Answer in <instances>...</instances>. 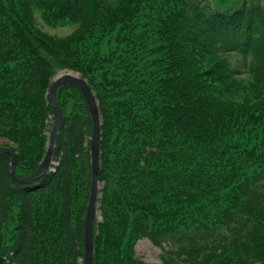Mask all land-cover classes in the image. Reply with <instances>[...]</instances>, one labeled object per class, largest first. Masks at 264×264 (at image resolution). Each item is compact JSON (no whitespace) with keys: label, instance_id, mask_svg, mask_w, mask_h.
I'll use <instances>...</instances> for the list:
<instances>
[{"label":"trees","instance_id":"16d2710c","mask_svg":"<svg viewBox=\"0 0 264 264\" xmlns=\"http://www.w3.org/2000/svg\"><path fill=\"white\" fill-rule=\"evenodd\" d=\"M34 9L76 28L50 35ZM62 70L87 82L101 120L91 264H149L135 255L141 237L161 264H264V5L0 0V137L18 176L46 154ZM55 100L47 173L18 183L0 154V264L83 263L92 123L78 86L60 85Z\"/></svg>","mask_w":264,"mask_h":264},{"label":"water","instance_id":"95a60500","mask_svg":"<svg viewBox=\"0 0 264 264\" xmlns=\"http://www.w3.org/2000/svg\"><path fill=\"white\" fill-rule=\"evenodd\" d=\"M63 84H74L78 86L83 93L86 101V105L91 118V135L89 139V155L91 164V184L89 197L87 202L86 219H85V230H84V258L83 264L92 263V234H93V219L96 214V204L98 198V172H99V139H100V114L97 106L96 99L92 93V90L88 86L87 82L79 77L78 74L73 72H64L59 76L55 77L49 89V102L53 109L54 124L51 130L48 147L46 154L42 161L38 164L36 169L26 176H17L15 174V167L17 163L16 154L9 147H0V154L5 153L10 156V169L9 173L11 178L18 183H32L39 175L48 172L52 151L54 146L55 136L61 124V111L55 100L56 90L60 85Z\"/></svg>","mask_w":264,"mask_h":264},{"label":"rangeland","instance_id":"374dc122","mask_svg":"<svg viewBox=\"0 0 264 264\" xmlns=\"http://www.w3.org/2000/svg\"><path fill=\"white\" fill-rule=\"evenodd\" d=\"M255 2H259L262 5H264V0H253ZM34 18H35V25L41 29L42 31L50 34V35H54V36H64L70 32H72L75 28H76V24H71V23H61L59 25H55V26H51L47 23H45L41 17H40V13L37 9H34ZM232 65L240 72L239 75L243 76L244 75V68L245 66L242 63V60L240 58L237 59H232ZM231 65V66H232ZM232 66V67H233ZM233 67V69H234ZM65 71H59L57 72L53 78L59 76L60 74L64 73ZM78 96H76V102H78L79 107L81 112H84V108L81 106V102L77 101ZM97 102V101H96ZM53 117V114H52ZM101 123V120H100ZM48 124L51 125V121H48ZM53 124H54V119H53ZM53 127V126H52ZM11 143L6 139V138H2L0 137V147L2 146H10ZM100 152V151H99ZM100 163V161H99ZM53 164H56V162H53ZM100 166V164H99ZM103 187V183L98 181V200L101 197V189ZM99 201H97L96 204V221L100 222L102 220L101 214L99 209H97ZM11 213L13 215H15L16 213V208L11 210ZM6 225L3 226L2 230L0 231V233L4 234L6 237L9 234L8 231L10 229V225L7 223H5ZM134 251H135V255L140 258L141 260L145 261L146 263L149 264H161V260H162V256L163 253L161 251V249L159 247H157L156 245H154L148 238L146 237H141L138 238L134 244ZM165 258H167V260L169 259V256L166 254ZM174 259L173 264L175 262V260L177 261V259H175L173 256L171 257ZM79 264H83L81 262V259H79Z\"/></svg>","mask_w":264,"mask_h":264},{"label":"bare ground","instance_id":"6f19581e","mask_svg":"<svg viewBox=\"0 0 264 264\" xmlns=\"http://www.w3.org/2000/svg\"><path fill=\"white\" fill-rule=\"evenodd\" d=\"M89 112V111H88Z\"/></svg>","mask_w":264,"mask_h":264}]
</instances>
